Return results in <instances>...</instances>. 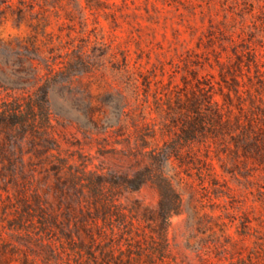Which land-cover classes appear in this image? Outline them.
<instances>
[{
  "label": "rangeland",
  "instance_id": "374dc122",
  "mask_svg": "<svg viewBox=\"0 0 264 264\" xmlns=\"http://www.w3.org/2000/svg\"><path fill=\"white\" fill-rule=\"evenodd\" d=\"M39 83L51 124L0 123V264H264V0H0V109ZM159 170L164 257L85 179L130 221Z\"/></svg>",
  "mask_w": 264,
  "mask_h": 264
},
{
  "label": "trees",
  "instance_id": "16d2710c",
  "mask_svg": "<svg viewBox=\"0 0 264 264\" xmlns=\"http://www.w3.org/2000/svg\"><path fill=\"white\" fill-rule=\"evenodd\" d=\"M71 65L73 64L71 63ZM41 76V73L36 70L33 77L35 81L38 82V79L41 78ZM41 84L39 85L40 91L35 94L23 93V96H17L11 100H8L0 109V123L7 127L25 125L30 129H34L33 127L38 126L47 128L49 124H51L52 115L48 100V87L45 85V83ZM157 175V178L150 176L149 178L143 180L142 183L144 181L151 180L153 185L159 189L161 199L158 209L152 214L150 213L149 207H145L141 201H138L136 204L129 207V211L131 212L130 221L127 218L126 212L113 209L111 206H109L110 204H104L102 206L98 204V200L102 198H108L107 192H104V195L103 192H99L101 190L104 191V188L107 187V185L105 186L106 181L98 178V174L94 171L87 172L85 179L86 185L91 192V196L95 198L94 205L98 210V213L93 214V218L96 216H101L105 222H107L113 217L118 224H124L128 222L130 225L128 233H130L132 238L140 235L139 232L135 230L136 220L144 218L148 221L152 220L157 222L151 227V230L159 234L162 242H159L156 239L157 235L151 236L152 242H148V247H150L152 253H158L164 257L166 256L167 250L166 241L168 221L173 214H177L182 211V196L180 192L177 191L172 181L166 175H164L163 171L159 170ZM112 184L113 185L110 186L111 192L114 188H116V186H114L115 184ZM159 221L160 223L158 224ZM134 241H136V239Z\"/></svg>",
  "mask_w": 264,
  "mask_h": 264
}]
</instances>
